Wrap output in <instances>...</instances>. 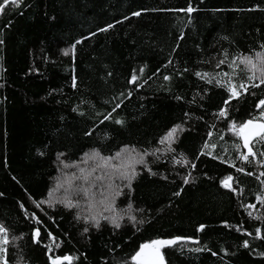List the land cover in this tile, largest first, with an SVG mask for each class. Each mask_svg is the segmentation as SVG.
Segmentation results:
<instances>
[{
  "label": "trees",
  "instance_id": "16d2710c",
  "mask_svg": "<svg viewBox=\"0 0 264 264\" xmlns=\"http://www.w3.org/2000/svg\"><path fill=\"white\" fill-rule=\"evenodd\" d=\"M189 4L191 14L176 11ZM0 41V225L8 230V264H50L49 257L65 255L70 264H134L141 244L174 236L199 243L161 249L167 264H264V239L255 235L260 228L264 237V203L256 199L264 196V177L257 179L264 167L238 158L232 145L239 137L215 115L226 88L194 75L229 72L226 64L216 67L225 50L229 59L264 51V0H18L0 11ZM134 72L139 87L128 83ZM250 74L238 63L239 79ZM261 98L264 85L250 88L229 102V118H256ZM174 125L183 131L169 152L159 141ZM257 140L259 153L264 142ZM122 148L149 153L116 203H131L127 211L144 223L134 226L127 212L119 228L105 221L95 227L74 207H36L59 158L73 163L94 150L112 157ZM181 156L186 163L173 162ZM227 176L232 189L221 185ZM200 224L206 227L197 232Z\"/></svg>",
  "mask_w": 264,
  "mask_h": 264
},
{
  "label": "snow or ice",
  "instance_id": "6c2138e0",
  "mask_svg": "<svg viewBox=\"0 0 264 264\" xmlns=\"http://www.w3.org/2000/svg\"><path fill=\"white\" fill-rule=\"evenodd\" d=\"M10 2L11 4L16 5L18 3V0H3V3H0V11H4L5 6L9 4ZM176 11H182V12L191 14L193 11H195V9L191 7V5L189 4L187 8L176 9ZM133 15L139 16L140 12H134ZM125 19H127V17H125ZM111 27L112 25L109 24L106 26V28L99 29V31H107ZM80 42H81L80 40H77L76 44H79ZM0 43H2V41H0ZM260 47L264 49V44H262ZM72 48L74 49L75 45H73ZM64 54L68 55V51H65ZM221 55L223 56V58H216L217 59L216 67L220 68L221 65L226 64L227 67L230 69L229 72H217L215 73V75H213L212 73H209V72L196 71L194 75L199 79L205 80L206 83H212L213 80H215V83L217 85L226 88L227 93H228V98L224 100L223 102L224 106L220 107L217 113H215V115L217 119H221L226 122L227 131L239 137L240 142L234 143L232 145L233 149L236 150V152L238 153V158L249 164L252 163L253 161H257V163H259L262 167H264V159H259V160L257 159V157H264V151L257 153L253 147V140L255 138H258L259 141L264 142V109L261 108V106L264 105V98H261L256 103V108L260 110L259 119L253 117V118L246 119L243 122L237 124L235 121L229 118V112H228V105L231 100L240 98L242 94L248 92L250 88H256V87L264 85V51L257 52L255 55V58H253L252 56H248V55H239V56L233 55L229 59L227 50H225ZM238 63L243 64L251 72V74L247 76L246 80L239 79L237 76ZM2 70H3L2 67H0V71ZM143 71L144 69L141 68L140 72L143 73ZM157 71H159V69ZM184 71H188V70L185 69ZM220 77H223V83ZM170 79L171 78L169 76L167 75L164 76L165 81H168ZM257 80L259 81L258 84L255 83V81ZM72 83H73V87H75L76 86L75 76L73 77ZM128 83L133 85V87L140 86L139 78L135 74V72L129 79ZM131 94H132L131 91L127 93L128 96H131ZM123 95L124 94H122V96ZM175 99L179 101L182 99V97L177 95ZM121 103L122 101L115 103L112 108V111L104 116V120L107 121V120L112 119L113 113H115L117 109L121 107ZM185 115H188V114L185 113ZM114 122L117 125L123 124V121L119 118L115 119ZM178 131H183V128L181 127V125H174L160 138L159 143L161 145L166 144L167 150L169 152L173 151L171 145L174 142L175 134ZM87 134L88 133H86V135ZM212 134L213 133L211 131L208 132V136H212ZM221 139H223V136H221ZM207 147H208V144L205 143L204 148L206 149ZM212 147L215 148L216 145H212ZM241 148L245 149L246 151L240 152ZM158 151H160V149H156V151L151 153V155L155 156L156 152ZM202 154H204L203 150H202ZM146 155H149V153L147 152L139 153V152H136L135 149H128V148H122L119 152L116 153L115 159H119L120 164L114 165L112 167L114 168V174H117L119 179H121L122 181H127V183L124 184L123 187L131 189L132 180L137 175L135 166L137 164H145V166H147L144 161V156ZM85 156L88 159H92V160L99 158L100 160L105 161V162L109 159H113L110 157H102L95 150L90 154L86 153ZM156 159L159 160V157L157 156ZM173 162L176 164H180L182 162L186 163V161L183 160V156H181L180 160H176L175 157H173ZM104 166H107V165L105 164ZM80 171L82 174H84L80 178L87 180L88 175H90V173H85L84 169H80ZM92 171H95V169H92ZM236 171L244 172V168L243 167L236 168ZM245 174L251 176L253 173L246 172ZM261 177H264V171L260 172V175L257 176V179L259 180ZM71 179H77V177L74 176ZM96 179H100V177H96ZM109 180H111V176H109ZM232 180H233L232 176H227L223 180H221V185L225 188L232 189V184L229 183ZM188 182H189L188 176H184L183 183L187 184ZM261 183H264V180H262ZM69 184H70V181H69ZM60 187H62V185L58 183L57 189H59ZM108 187L110 191L108 195L105 196V198L101 201V203L104 205L105 211H111L113 215L103 216V219L108 220L113 225V227L119 228L120 220L123 219V215H115L116 210L114 208V204H115L116 198L123 195V188H121L120 186L112 185L111 183L109 184ZM70 191L76 192V193L83 191L85 196L88 195L87 188L71 187V189L65 188V193H66L65 196L59 199L58 201L51 199L52 192L50 191L48 200H41L38 202L34 201V203L36 204L37 208H40L44 204H47L49 207H51L56 202L63 203L64 206L67 208H72V207H75L76 205L69 198ZM173 195L179 196L180 192L177 191L173 193ZM256 199L259 202L264 203V196L258 195ZM21 207H23V205H21ZM246 207L252 208L254 207V205L248 204ZM128 209L130 210L132 209L131 203L128 204ZM136 211L142 212L143 210L138 209ZM98 216H99V213L94 214L90 217L91 221L93 222V226L95 227H99L100 225ZM77 218L79 219V216ZM127 218L129 221L133 222L134 226L137 223L139 224L144 223L143 220H137V217L135 215H132L131 212L127 213ZM31 219L36 220L37 224L40 223V220L37 219L35 215H33ZM88 219L89 217H85L86 223L88 222ZM205 227L206 225L200 224L197 227L196 231L200 232ZM87 231H88V228L85 227L84 232H87ZM31 235H32L33 242L38 243L37 238L40 236V230L34 229ZM255 235H256V238L258 239H264V237L261 236L260 228H257L255 230ZM49 236L51 237V233H49ZM181 241H190L191 243H199L198 240H194L191 237H183V236H174L169 239H154L148 243L141 244L140 249L131 257V260L134 262V264H166L165 258H164V255L161 249L172 247ZM8 244H9L8 230L4 226L0 225V264H8V261L6 258ZM243 247L245 248L249 247V243L247 240L243 242ZM193 251H201V249L195 248L193 249ZM213 255H215V253H213ZM260 255H264V253H261ZM71 259L72 258L67 255L63 257L57 256L56 258L49 257L50 264H62V261H67L70 264Z\"/></svg>",
  "mask_w": 264,
  "mask_h": 264
},
{
  "label": "rangeland",
  "instance_id": "374dc122",
  "mask_svg": "<svg viewBox=\"0 0 264 264\" xmlns=\"http://www.w3.org/2000/svg\"><path fill=\"white\" fill-rule=\"evenodd\" d=\"M253 58H255V56ZM256 118L259 119V114H257ZM261 142L262 141L257 140L256 145H258ZM165 147H167L166 144ZM90 153L92 152H88V154ZM85 154L81 157L79 161L73 163H67L61 158L58 159L59 169L56 178L52 182V187L50 190L52 192L51 199L58 201L59 199L63 198L66 194L65 188H69V189H71V187L87 188L88 189L87 196H85L83 191H80L78 193L70 191L69 193V198L76 205L74 208L77 211L78 215L83 220H85V217H89L88 224H91L92 226H93V222L91 221L90 217L97 213H99L98 216L99 221H105L110 223L108 220L103 219V216H112L113 213L111 211H105L104 205L101 203V201L105 198V196L108 195L110 191L108 186L110 183L115 186H120L121 188H123L124 184L127 183V181H122L121 179H119L117 174H114V168L112 166L120 164V160L115 159L116 154L110 157L113 159H109L106 162L100 160L99 158L95 160L88 159L85 156ZM145 157L146 156H144V161H145ZM105 164L107 166H104ZM140 165L141 164H137L135 166V170H137ZM80 169H84L85 173H90V175H88L87 180L80 178L84 175L81 173ZM92 169H95V171H92ZM74 176L77 177V179H71ZM109 176H111V180H109ZM96 177H100V179H96ZM58 183L62 185V187H60L59 189H57ZM48 199H49V193L48 196L45 198V200ZM117 199L118 197L116 198L114 204V208L116 210L115 215L124 216L126 215L125 213L128 212L127 211L128 208L120 209L116 204ZM58 203L60 202H56L53 205Z\"/></svg>",
  "mask_w": 264,
  "mask_h": 264
},
{
  "label": "water",
  "instance_id": "95a60500",
  "mask_svg": "<svg viewBox=\"0 0 264 264\" xmlns=\"http://www.w3.org/2000/svg\"><path fill=\"white\" fill-rule=\"evenodd\" d=\"M166 239H169V238H166ZM139 249H140V247H139ZM139 249H138V250H139ZM138 250H137V251H138ZM137 251H136V252H137ZM52 258H56V257H52ZM49 261H50V260H49ZM165 262H166V261H165ZM62 263H67V264H69V262H67V261H62ZM166 264H167V263H166Z\"/></svg>",
  "mask_w": 264,
  "mask_h": 264
}]
</instances>
